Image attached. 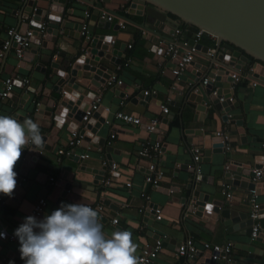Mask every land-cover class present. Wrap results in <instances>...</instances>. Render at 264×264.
Here are the masks:
<instances>
[{"label":"crops","instance_id":"1","mask_svg":"<svg viewBox=\"0 0 264 264\" xmlns=\"http://www.w3.org/2000/svg\"><path fill=\"white\" fill-rule=\"evenodd\" d=\"M24 1L0 0V41L6 38V30L16 29L19 25L18 19ZM90 1H93L92 5H89ZM48 2L49 0H38L32 3V7L46 9ZM95 3H98V0H67L65 10H69L71 15L66 16L64 31L67 33L73 25L85 23L88 19L84 18L83 13L90 14ZM127 5L128 2L125 1L109 0V3L104 4L103 8L138 22L139 17L125 13ZM114 18L108 29L95 28L96 34L111 36L113 44L109 45V52L118 49L121 44L118 39L127 40L128 36L125 34L129 35L131 42L126 44L130 48L125 47L121 55L119 54V64L126 63L120 71H116L115 66L108 65L106 61L101 62L121 80V85L102 92L100 101L102 111L97 115L100 116L105 111L104 109H107L105 121L108 124L103 123L94 136L104 139V145L94 147L90 142L82 140L80 148L73 153L77 161L70 159L73 154L59 155L58 150H67V141L70 137V133L66 131V129H70L67 126L69 121L66 120L67 124L62 126L56 141L52 142L50 151H41L34 168L30 169L26 177H23L17 184L13 197L0 195V219L7 232L15 231L24 223L26 217L33 216V205L38 199H44L46 204L39 216H33L38 221L43 220L46 215H51L62 203H83L91 207L100 205L101 210L97 212L102 218L103 230L106 235L111 236L116 230L130 231L133 242L138 245L135 255H139L145 244L153 245L158 236V241L163 243V246L151 264H183L184 258L177 257L175 249L177 245L188 238L192 239L196 250H202V243L223 245L226 242H231L229 262L219 260L217 264L237 262L264 264V256H260L259 260H250L241 250L244 244H252L258 250L264 249L263 244L255 243L246 236L227 234L224 228L217 223L214 226L211 225L212 231L192 226L186 219L181 220L182 207L178 202L179 198L190 193L184 188L192 177L188 170L192 164L189 150L193 146L188 143L192 139H197L199 135L215 136L217 132H221L228 137L230 147L228 151H225V156L203 157L202 147L197 146L201 153L198 162L199 175L204 177V181L197 184L203 193L213 194L214 201L226 202L229 208L238 212L248 209L246 193L230 190L229 186H225L214 171L220 167L219 165L224 167L231 163L250 170H253L255 166H260L255 157L261 156L260 144L264 141L263 88L261 86L252 87L247 80L240 81L231 88L233 96L230 102L233 103L232 99L236 100L238 107L233 108L227 114V122H222L218 113H213L208 121V115L196 111L186 95L193 93L194 87L197 90L203 87L200 84L202 81L200 79L207 72L209 60L205 57H197L194 62L195 67L189 70L185 69L180 74L175 88H172L173 77L170 70L174 64L163 58L160 62L153 60L154 53L151 51L153 46L140 38L142 32L123 19ZM116 19L123 20L124 28L118 29V31L124 34L117 35L112 29L116 25ZM22 23L20 21V24ZM48 26L57 27L54 23H48L45 27ZM192 33L183 29L180 38L188 39ZM57 40L52 51H48L40 44L32 47L40 52L38 62L43 63L46 69L49 68V61L62 63L63 59L59 54L72 55L79 49V43L72 37L65 36L61 39L57 38ZM180 51L182 52V49ZM38 62H35L34 65L26 62L20 64V60L14 57L13 48H10L0 58V83L6 77L15 75L20 79H28L27 85L13 86L11 95L14 97V101L7 99L0 103V115H8L20 121L30 118L40 125V132L43 136L51 128V123L44 119L43 110H36L34 105H43L46 102V98L40 94L37 96L36 90L40 86L48 88L49 85L42 81L43 75L38 71L39 67L38 70H35V65H38ZM257 76L260 75L257 74ZM194 79H198V83L196 82L198 85L195 83L192 86L191 82ZM27 88L33 89L35 95L28 93L25 98L24 94H26ZM143 91L150 93L147 102L143 100L144 96L141 94ZM98 92L97 90L94 96ZM34 97L37 100L32 103ZM160 105L167 106L168 113L165 116H170L171 119L167 126V132L162 131L161 134L149 135L150 140L158 139L162 144L156 164L163 172V180L159 189L154 190L143 183L142 173H137L134 170V164L138 161L136 153L139 148V137L144 134L143 127L122 123L114 118V113L120 111L139 118L141 122H146L153 117L163 118L160 114ZM235 120L242 122L243 133H238L237 127L231 124V121ZM81 128V125L79 127L77 125L76 128H72V131L79 132ZM110 135L113 137L110 138ZM81 153H86L88 157L78 159V154ZM21 160L22 156L15 171L21 164ZM108 160L114 165V170L110 173V166L106 167L102 180L96 179V175H93L91 170H100L106 166ZM143 164L144 162H142ZM38 173H41V176H38ZM63 174L65 183L71 184L69 191L64 194L57 184ZM49 179H53V182H50ZM106 179L109 182L107 185L104 184ZM211 182L212 185H210ZM126 183H130V188L125 186ZM48 185L49 188L45 189ZM171 186L179 188V198L163 193ZM194 186H196V181ZM215 186L216 191L214 190ZM259 189L257 202L262 210L264 208V175L260 180ZM228 193L232 194L231 199L227 198ZM141 195L147 197V201ZM122 205L125 206L122 207ZM153 206L159 210V222L153 220L151 211ZM143 208L141 213L138 212ZM115 212L118 214V221L113 226L110 222L116 217ZM261 215L264 214H260L259 220L262 231L264 230V217ZM19 248V243L0 240V264H25L21 259Z\"/></svg>","mask_w":264,"mask_h":264},{"label":"water","instance_id":"2","mask_svg":"<svg viewBox=\"0 0 264 264\" xmlns=\"http://www.w3.org/2000/svg\"><path fill=\"white\" fill-rule=\"evenodd\" d=\"M121 1L128 2L125 13L139 17V21L134 22L115 11L104 9L103 5L108 4L109 0H98L86 21V38L79 36L82 27L81 23L73 25L72 29L67 33L64 31V25L67 21L66 16L71 15L69 10H65L67 0H49L46 9H35L33 12V23L29 26L33 30L32 37L29 39L30 47L23 52L20 64L26 62L34 65L35 62H38L41 54L39 51L32 49L33 46L40 44L48 51H52L54 44L58 42L57 38L61 39L65 36L72 37L74 41L79 43V49L74 54H59L63 59L62 63L47 61L48 69L40 61L38 65H35V70H38L37 68L39 67L38 71L43 75L42 81L49 85L48 88H41L40 86L36 90L37 96L40 94V96L47 99L46 102L43 105H34L36 110H43L44 119L51 123L49 131L42 136L44 140L43 151H50L52 142L56 141L57 134L62 126L67 124L66 120L69 121L67 126L70 129H66L69 133L72 132L73 127L76 128L77 125L79 127V125L83 124L81 117L84 110L94 98V93L101 89V85L112 74L111 70L101 62L106 61L112 67L118 65L121 52L124 51L126 44L131 42L129 35L125 34L128 36L127 40L118 39L121 42L118 49L109 52L111 36L96 34L95 32V28L108 29L111 24L98 16L101 11L121 18L128 24L137 27L142 32L140 38L152 44V52L158 40H170L169 35L180 26L179 22L203 31L202 38L206 44H210L206 33L215 37V42L213 43L215 55L213 59L209 60L207 72L202 77V79L207 78V84L197 90L195 94L186 95L196 111L208 115V121L213 113H218L221 121L226 123L227 114L233 108L238 107L236 100L232 99L233 103L228 101V98L233 96L231 88L238 84V82H233L229 76V72L233 68L238 69L240 74L245 69L251 68L253 72L247 71V73L251 74L253 78H259L257 74L264 76V0ZM22 3L18 19L19 25L16 28V31L20 34H23L28 28L26 23L20 24V21L27 20L32 9L30 0H25ZM92 4L93 1H90L89 5ZM48 23H54L57 27H45ZM112 29L117 35L124 34L118 31L116 25ZM40 38H42V41H40ZM1 44L2 41H0V49ZM13 47L14 45H12ZM159 47L164 49L165 45L161 44ZM196 48L201 52L206 51V46L197 45ZM162 55V52L154 54L153 60L160 62ZM214 62L220 63L218 69L213 68ZM192 67H195L194 62L190 63L186 70ZM197 80L194 79L191 85L198 83ZM197 83L196 85H198ZM13 86L20 87V82L14 81ZM212 91L215 92V95H212ZM28 93L35 95L33 89L27 88L26 94H24L25 98ZM24 97L22 98L24 99ZM221 97L224 99L223 102H219ZM8 99L14 101L11 93ZM36 100V97H34L32 103H35ZM143 100L147 102L148 96H144ZM101 111L102 109L99 107L86 122L84 129L79 131V134L84 135L83 141L90 142L94 147H102L104 145V139L94 136L105 120V111L100 116L97 115ZM170 119V116H163L160 120L158 133L167 132ZM231 124L237 127L238 133H243L240 120L231 121ZM188 144L202 147L203 157L206 158L210 155L225 156L221 138L216 135H199L197 139H192ZM32 149L33 145H29L22 152L21 164L16 170L17 184L23 177H26L30 169L34 168L36 159L41 153V151H32ZM70 159L77 161L74 155H71ZM255 160L257 163H261L262 156H256ZM110 164L111 162L108 160L106 166H103L100 170H91V173L96 175V179L102 180L104 171ZM219 166L214 173L223 181L225 186H229L230 190L247 193L248 190L253 188L251 184L252 170L243 166L232 165V163L226 164L224 167ZM257 168H259V165L254 167V169ZM86 171L88 170L86 169ZM188 173L192 177L184 187L185 190L190 192L186 196L179 198V188L174 186L163 191L170 197L179 198L178 202L182 207L181 220L186 219L192 226L201 227L209 231H212L213 227L211 225L213 224L214 226L217 223L224 228L227 234L249 237L252 221L248 217V209L238 212L229 208L226 202L214 201L213 194L209 195L200 191L197 183L203 182L204 177L194 175L193 165L189 166ZM38 176H41V173H38ZM64 178L65 175L63 174L57 182L58 188L63 191V194L67 193L71 186L70 183H65ZM195 181L196 186H194ZM210 185H212V182ZM257 187H260V185H257ZM47 188H49V185L45 189ZM214 190L216 191V186ZM256 193L258 195L260 189H257ZM260 214H264V208H262ZM261 216L264 217V215ZM253 241L264 245V230L260 231ZM161 245L163 246V243ZM241 250L246 253V257L250 260H259L260 256H264V249L258 250L252 244L242 245ZM219 260L218 258L212 259L207 254L197 250L191 256L184 258L183 264H217Z\"/></svg>","mask_w":264,"mask_h":264},{"label":"built area","instance_id":"3","mask_svg":"<svg viewBox=\"0 0 264 264\" xmlns=\"http://www.w3.org/2000/svg\"><path fill=\"white\" fill-rule=\"evenodd\" d=\"M24 1V0H23ZM32 3L36 2L38 0H30ZM35 11V8L32 7L31 14L28 16L27 20H21V22L26 23L28 28L24 31L23 34H20L16 31V29H8L5 32L6 38L2 41L1 49H0V58L3 56L5 52H7L10 48L13 47L14 57L17 60H20L22 57V54L24 51H26L30 47V41L29 39L32 37L33 30L29 26L33 23L32 17L33 12ZM84 18L87 20L89 14L87 12L83 13ZM100 18L105 19L107 22H111L114 18V16L107 14L105 12H100L98 15ZM116 26L118 29L124 28V22L121 19H116ZM22 23V24H23ZM86 23L82 24L81 27V36L83 38H86ZM183 29L178 27L177 29L173 30L172 33L169 35L168 41H164L163 39L158 40L157 44L154 47V54H159L160 52L163 53L162 58L167 59L168 61L172 62L174 65L171 68L170 72L173 77V87L175 88V85L177 84L179 80L180 74L189 66L190 63L195 62L197 57H205L206 59L210 60L213 59L215 55V49L213 47V43L215 42V37L206 33V37L209 39L210 44H206L202 38L203 31L197 30L191 34L190 38H180L182 34ZM113 44V40L110 41V45ZM164 44L165 48L161 49L159 45ZM197 45L206 46V51L201 52L199 49L196 48ZM127 48H130L129 45L126 46ZM182 49V52L180 51ZM124 64H118L115 66L116 71H120L122 69V66H125ZM236 65V64H235ZM213 68L218 69L220 67V63L214 62ZM234 70V71H233ZM247 71H250V73L253 72L251 68L245 69L244 72L241 74L239 73V70L236 68H233L229 72L230 78L233 80V82H240L242 80H247L249 85L252 87L255 86H261L263 88V95H264V76L259 74V78H253L251 74H248ZM14 81H20L21 85H27L28 79H20L19 76L15 75L13 77H6L3 79L0 83V103L6 101L9 97V94L13 90V82ZM207 78L202 79L201 86H204L207 84ZM121 85V80L117 78L114 74H110L108 78L104 81V83L101 85V89L98 90V94L94 96L92 101L87 105L86 109L83 112V116L81 117V122L83 123L81 125V129H84L86 122L89 120V118L92 116L94 112L97 111V109L100 107V101L102 92L106 89H111L114 86ZM196 87L192 89L193 93H196ZM150 93L148 91H143L142 96H149ZM212 95H215V92H212ZM224 99L221 97L219 98V102H223ZM228 101H231V98H228ZM121 104V103H120ZM105 112H107V109H104ZM168 113L167 106L160 105V114L161 116H165ZM114 118L118 121H121L125 124H130L134 126H142L143 127V136L139 137V148L137 150L136 156L138 158L137 163L134 164V170L137 173H142V180L143 183L148 185L151 189H159L160 183L163 180V172L157 167L156 161L158 159V156L160 155V149H161V142L158 139L150 140L149 135L158 133V127L160 125V118L153 117L150 118L146 122H141L139 118L131 116L127 113H123L120 111H117L114 113ZM104 124H108L107 121L104 120ZM80 129V130H81ZM216 136L221 138V143L223 145V150L228 151L230 149L228 144V137L221 133L217 132L215 134ZM84 135L79 134L78 131H72L70 133L69 140L67 141V150L62 151L58 150L57 153L59 155H69L73 154L75 150L79 149L82 143ZM113 135H110V138H112ZM260 150H261V156H262V162L260 163L259 168L253 169V177L251 178V184L253 186L252 189L248 190L246 193V201H247V207H248V217L252 221L251 229L249 238L251 240L255 239L258 235V233L261 231V225L259 223L260 220V205L257 202V193L256 190L259 189L257 185H260V180L262 179L264 175V141L260 144ZM190 155H191V162L193 165V173L194 175H199V168H198V162L200 160V150L197 146H193L190 148ZM75 155V154H73ZM88 155L86 153L78 154V159H86ZM142 162L144 164L142 165ZM110 170L111 173L114 170V165L110 164ZM50 182H53V179H49ZM109 182L106 179L104 181V184L107 185ZM127 188H130V183H126L125 185ZM143 196V195H141ZM228 199L232 198V194L228 193L227 195ZM143 198L147 201V197L143 196ZM45 201L44 199H38L35 204L33 205L32 209V215L33 216H39L44 207H45ZM125 205H122V207ZM91 207V206H90ZM96 211L101 210L100 205H96V207H92ZM143 209H139L138 212H142ZM153 213V220L156 222L160 221V213L158 209H151ZM115 216L110 224L116 225L117 224V212H115ZM0 232L4 233V238H0L2 241H10L19 243V240L17 237L14 236V232H7L5 225L0 219ZM162 245L160 241L156 240L153 245L145 244L138 255L140 258L142 264H151L152 261L156 258L158 253L161 251ZM232 249V243L226 242L223 245H209L207 243H202V253L207 254L212 259H220L224 260L225 262H229V256ZM197 250L194 246V243L192 239L188 238L184 242L180 243L176 247L175 255L177 257H189L193 253H195Z\"/></svg>","mask_w":264,"mask_h":264},{"label":"clouds","instance_id":"4","mask_svg":"<svg viewBox=\"0 0 264 264\" xmlns=\"http://www.w3.org/2000/svg\"><path fill=\"white\" fill-rule=\"evenodd\" d=\"M29 145L32 151L44 149L40 125L30 118L0 115V195L13 197L15 168ZM4 236L0 232V238ZM14 236L25 264H142L132 233L116 230L106 235L99 213L83 203H62L40 221L28 216Z\"/></svg>","mask_w":264,"mask_h":264},{"label":"trees","instance_id":"5","mask_svg":"<svg viewBox=\"0 0 264 264\" xmlns=\"http://www.w3.org/2000/svg\"><path fill=\"white\" fill-rule=\"evenodd\" d=\"M180 24V28L181 29H185V30H188V31H191V32H195L197 31L195 28L191 27V26H187V25H184L183 23L179 22Z\"/></svg>","mask_w":264,"mask_h":264}]
</instances>
